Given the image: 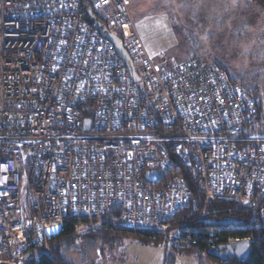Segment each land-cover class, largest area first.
Instances as JSON below:
<instances>
[{
    "label": "built area",
    "instance_id": "1",
    "mask_svg": "<svg viewBox=\"0 0 264 264\" xmlns=\"http://www.w3.org/2000/svg\"><path fill=\"white\" fill-rule=\"evenodd\" d=\"M89 1L138 82L81 0H0V260L28 264L49 251L50 229L111 223L116 208L119 229L165 234L193 198L182 171L204 198L198 218L218 200L264 228V138L247 133L255 100L197 58L158 67L129 0Z\"/></svg>",
    "mask_w": 264,
    "mask_h": 264
},
{
    "label": "rangeland",
    "instance_id": "2",
    "mask_svg": "<svg viewBox=\"0 0 264 264\" xmlns=\"http://www.w3.org/2000/svg\"><path fill=\"white\" fill-rule=\"evenodd\" d=\"M128 9L135 33L158 67H171L189 58L220 67L237 85L242 81L245 88L256 91L260 117L264 118V13L250 0H129ZM253 130L247 133L264 138V120ZM169 227L170 231L160 235L173 239L180 227ZM48 232L57 235L59 229ZM44 251L39 249L35 254ZM85 253L86 257L69 255L70 262L163 264L166 248L141 245L134 237L123 236L113 247L102 245ZM176 264L198 263L189 256L177 258ZM203 264L216 263L205 260Z\"/></svg>",
    "mask_w": 264,
    "mask_h": 264
},
{
    "label": "trees",
    "instance_id": "3",
    "mask_svg": "<svg viewBox=\"0 0 264 264\" xmlns=\"http://www.w3.org/2000/svg\"><path fill=\"white\" fill-rule=\"evenodd\" d=\"M81 1L86 21L91 25L95 21L102 27L108 28L106 21L92 11L90 1ZM250 2L264 13V0H250ZM218 69L223 70L229 79L236 84L234 78L224 69L220 67ZM239 83L240 85H236L258 103L259 118L248 126V129L253 128L255 131L256 128H260L264 120L260 117L261 106L256 91L245 88V83L242 81ZM182 176L191 189L193 198L189 207L177 211L169 222V229L182 227L180 234L173 239L158 234L129 232L119 229L116 224L120 210L116 208L111 211V223L67 219L62 229L49 242V251L38 254H35L36 250L33 251L32 259L28 264H74L72 261L70 262L69 255L77 254L86 257L87 253L85 252H91L102 245L113 247L115 242L123 236H132L137 243L145 246L165 245L166 253L163 264H176L177 258L189 256H194L198 264H203L205 260L216 264H264V228L260 225L257 215L251 217L243 208L233 203L211 200L206 205V215L198 218L204 206V198L197 192L191 175L187 171H182ZM212 221L229 222V224L211 226L209 223ZM247 237L251 239V247L246 259L239 261L233 258L222 261L214 255L212 248Z\"/></svg>",
    "mask_w": 264,
    "mask_h": 264
},
{
    "label": "water",
    "instance_id": "4",
    "mask_svg": "<svg viewBox=\"0 0 264 264\" xmlns=\"http://www.w3.org/2000/svg\"><path fill=\"white\" fill-rule=\"evenodd\" d=\"M95 29L98 30L99 34L108 39L112 45L114 46V50L117 54V56L120 58V60L124 63V65L127 67V69L130 72V76L133 79L134 82H138L139 78L135 72L132 60L128 56L127 52L123 48L122 40L114 33L108 32L107 29L101 27L100 24L94 25ZM89 127V121L84 122V130H88ZM147 180L154 181L155 180V172L151 174L146 175ZM211 226L213 225H227L229 222H216L212 221L209 223ZM250 247L251 244L248 240H232L228 244L222 245L218 248V251L213 252L214 255L222 260L225 261L227 259H233L236 260H244L248 257L250 253ZM0 264H10L9 262L0 260Z\"/></svg>",
    "mask_w": 264,
    "mask_h": 264
}]
</instances>
